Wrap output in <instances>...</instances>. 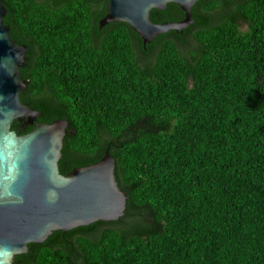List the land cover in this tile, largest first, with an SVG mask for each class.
<instances>
[{
    "label": "trees",
    "instance_id": "obj_1",
    "mask_svg": "<svg viewBox=\"0 0 264 264\" xmlns=\"http://www.w3.org/2000/svg\"><path fill=\"white\" fill-rule=\"evenodd\" d=\"M107 2L3 0L28 47L22 102L69 122L61 173L109 149L128 197L120 219L55 231L13 264H264V0H199L183 33L146 47L100 25Z\"/></svg>",
    "mask_w": 264,
    "mask_h": 264
},
{
    "label": "water",
    "instance_id": "obj_2",
    "mask_svg": "<svg viewBox=\"0 0 264 264\" xmlns=\"http://www.w3.org/2000/svg\"><path fill=\"white\" fill-rule=\"evenodd\" d=\"M199 0H108L101 26L124 22L144 46L172 30L183 33L194 19L191 11ZM169 3L184 12L181 21L154 23L153 9ZM7 9L0 0V264H13L26 254L29 244L43 243L55 231H70L97 221H116L124 216L127 195L116 178V162L109 149L97 162L60 171L64 137L69 122L38 120L40 112L21 100L27 82L21 79L28 47L11 36L4 21ZM35 127L19 134L14 121ZM10 252L7 259L2 255Z\"/></svg>",
    "mask_w": 264,
    "mask_h": 264
},
{
    "label": "clouds",
    "instance_id": "obj_3",
    "mask_svg": "<svg viewBox=\"0 0 264 264\" xmlns=\"http://www.w3.org/2000/svg\"><path fill=\"white\" fill-rule=\"evenodd\" d=\"M2 255L3 256L7 255L8 257H10L11 256V253L10 252H4Z\"/></svg>",
    "mask_w": 264,
    "mask_h": 264
},
{
    "label": "snow or ice",
    "instance_id": "obj_4",
    "mask_svg": "<svg viewBox=\"0 0 264 264\" xmlns=\"http://www.w3.org/2000/svg\"><path fill=\"white\" fill-rule=\"evenodd\" d=\"M4 258H5V259H7V258H8V256H7V255H5V256H4Z\"/></svg>",
    "mask_w": 264,
    "mask_h": 264
},
{
    "label": "flooded vegetation",
    "instance_id": "obj_5",
    "mask_svg": "<svg viewBox=\"0 0 264 264\" xmlns=\"http://www.w3.org/2000/svg\"><path fill=\"white\" fill-rule=\"evenodd\" d=\"M95 8H96V9H95ZM94 9H95V10H97V9H98V8H97V6H96V7H94Z\"/></svg>",
    "mask_w": 264,
    "mask_h": 264
}]
</instances>
